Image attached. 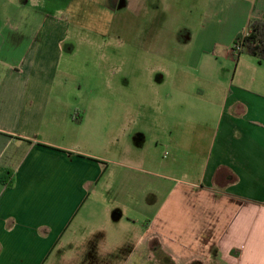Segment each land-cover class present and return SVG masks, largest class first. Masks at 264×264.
<instances>
[{
    "label": "crops",
    "instance_id": "1",
    "mask_svg": "<svg viewBox=\"0 0 264 264\" xmlns=\"http://www.w3.org/2000/svg\"><path fill=\"white\" fill-rule=\"evenodd\" d=\"M102 3L108 43L160 56L152 102L63 106L70 18L44 13L2 62L0 264H264V62L232 53L264 0Z\"/></svg>",
    "mask_w": 264,
    "mask_h": 264
},
{
    "label": "rangeland",
    "instance_id": "2",
    "mask_svg": "<svg viewBox=\"0 0 264 264\" xmlns=\"http://www.w3.org/2000/svg\"><path fill=\"white\" fill-rule=\"evenodd\" d=\"M101 5L102 0H0V76L8 66L2 62H18L23 55L33 53L27 49L38 37L44 13L55 16L68 13L71 25L65 47L72 50H63L58 60L62 63L57 87L69 96L61 101L62 105L74 111L102 106L118 110L124 106L136 107L139 102L150 105V77L144 70L141 78H135L134 64L147 62L149 65L156 60L161 62V58L158 55L156 60H150V53L140 51L129 42L110 39L108 43L100 28L94 26L100 22L97 11ZM249 56L245 57L248 62H259ZM115 62L127 65L115 67ZM139 87L141 95L136 96ZM107 91L104 97L103 92ZM145 119L142 116L140 121Z\"/></svg>",
    "mask_w": 264,
    "mask_h": 264
},
{
    "label": "trees",
    "instance_id": "3",
    "mask_svg": "<svg viewBox=\"0 0 264 264\" xmlns=\"http://www.w3.org/2000/svg\"><path fill=\"white\" fill-rule=\"evenodd\" d=\"M248 34L241 33L237 36L235 43L242 41L243 48L240 54H247L264 61V16L253 17L247 27ZM0 180L6 186L15 182L12 170L3 169L0 171Z\"/></svg>",
    "mask_w": 264,
    "mask_h": 264
},
{
    "label": "built area",
    "instance_id": "4",
    "mask_svg": "<svg viewBox=\"0 0 264 264\" xmlns=\"http://www.w3.org/2000/svg\"><path fill=\"white\" fill-rule=\"evenodd\" d=\"M244 34H248V31H245ZM242 48H243V43L242 41L238 42V43H235L233 46H232V53L235 55V56H238L240 55V52L242 51Z\"/></svg>",
    "mask_w": 264,
    "mask_h": 264
}]
</instances>
